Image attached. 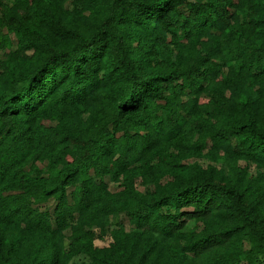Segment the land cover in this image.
<instances>
[{"label": "trees", "instance_id": "16d2710c", "mask_svg": "<svg viewBox=\"0 0 264 264\" xmlns=\"http://www.w3.org/2000/svg\"><path fill=\"white\" fill-rule=\"evenodd\" d=\"M78 260L264 264V0H0V264Z\"/></svg>", "mask_w": 264, "mask_h": 264}, {"label": "rangeland", "instance_id": "374dc122", "mask_svg": "<svg viewBox=\"0 0 264 264\" xmlns=\"http://www.w3.org/2000/svg\"><path fill=\"white\" fill-rule=\"evenodd\" d=\"M13 38V36H12ZM242 165H245L244 162H241ZM253 171V169H251ZM138 188L141 189V190H144V187L141 183H138ZM110 187L113 188V185L110 184ZM48 206H52V203L48 204ZM51 208V207H50ZM115 221H118V222H122L127 228H130V222H129V219L124 215V214H119L117 215V217L115 218ZM74 264H83L81 260H78L76 263Z\"/></svg>", "mask_w": 264, "mask_h": 264}]
</instances>
